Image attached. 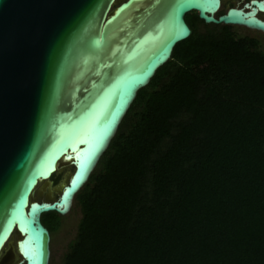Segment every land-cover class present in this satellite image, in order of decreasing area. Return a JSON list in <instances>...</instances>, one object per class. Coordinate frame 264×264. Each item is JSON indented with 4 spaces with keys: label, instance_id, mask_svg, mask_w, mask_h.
I'll return each instance as SVG.
<instances>
[{
    "label": "trees",
    "instance_id": "trees-1",
    "mask_svg": "<svg viewBox=\"0 0 264 264\" xmlns=\"http://www.w3.org/2000/svg\"><path fill=\"white\" fill-rule=\"evenodd\" d=\"M184 21L73 197L59 264H264V49Z\"/></svg>",
    "mask_w": 264,
    "mask_h": 264
},
{
    "label": "water",
    "instance_id": "water-1",
    "mask_svg": "<svg viewBox=\"0 0 264 264\" xmlns=\"http://www.w3.org/2000/svg\"><path fill=\"white\" fill-rule=\"evenodd\" d=\"M218 8L219 0H0V256L12 238L13 264L49 263L40 216L69 212L137 91L191 34L187 14L264 34L261 1L214 18ZM61 166L71 171L56 197L35 199Z\"/></svg>",
    "mask_w": 264,
    "mask_h": 264
},
{
    "label": "rangeland",
    "instance_id": "rangeland-1",
    "mask_svg": "<svg viewBox=\"0 0 264 264\" xmlns=\"http://www.w3.org/2000/svg\"><path fill=\"white\" fill-rule=\"evenodd\" d=\"M117 1H120V0H117ZM233 29L236 30V32H238L239 34H248L253 37L259 38L261 40L260 42L262 43L260 46L264 47V36L259 35L258 33L245 31L237 27H233ZM70 171L71 169L69 167L61 166L58 169V171L53 176L50 177L49 186L45 182L41 183L37 187L33 197L38 200L54 199L57 195L60 185L66 181V178L68 174L70 173ZM78 218H79V212L77 211V209L73 210L70 208L69 212L65 216L61 217V222H60V226L58 230L55 233H53V235L50 236L49 260L52 264L60 263L62 253L66 250L67 244L74 237L76 223L78 221ZM13 242L14 240L11 238L9 246L5 247L4 252L0 256V261L2 260V258H4V256L9 255L8 258L9 259L11 258L10 259L11 261L8 262V264H13L15 262V260H12V258L16 256L14 252Z\"/></svg>",
    "mask_w": 264,
    "mask_h": 264
},
{
    "label": "flooded vegetation",
    "instance_id": "flooded-vegetation-1",
    "mask_svg": "<svg viewBox=\"0 0 264 264\" xmlns=\"http://www.w3.org/2000/svg\"><path fill=\"white\" fill-rule=\"evenodd\" d=\"M251 1H257V2H262L264 4V0H219V8L216 11L214 18H217L220 15L225 14V12L228 9H242L243 11H247L248 9H244V6L246 4H249ZM195 14V13H194ZM196 15V14H195ZM257 18H260L263 22H264V13H260L258 12L256 14ZM207 25H213V24H207ZM214 26H225V25H214ZM233 31H235V33L239 36H243V37H250V38H254L258 41V45L260 46L262 43L260 42L261 40L259 38L253 37L251 35L248 34H239L238 32H236V30L233 29V27L235 26H229ZM237 28H241L242 30L245 31H249V32H254V33H258L259 35L264 36V34L257 32V31H253V30H248L242 27H237ZM261 48L264 49V47L260 46Z\"/></svg>",
    "mask_w": 264,
    "mask_h": 264
},
{
    "label": "bare ground",
    "instance_id": "bare-ground-1",
    "mask_svg": "<svg viewBox=\"0 0 264 264\" xmlns=\"http://www.w3.org/2000/svg\"><path fill=\"white\" fill-rule=\"evenodd\" d=\"M15 252V251H14ZM13 260V259H12ZM12 263V262H11Z\"/></svg>",
    "mask_w": 264,
    "mask_h": 264
}]
</instances>
